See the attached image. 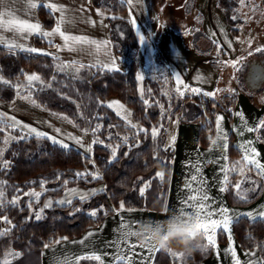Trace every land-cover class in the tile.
Wrapping results in <instances>:
<instances>
[{"label":"trees","instance_id":"obj_1","mask_svg":"<svg viewBox=\"0 0 264 264\" xmlns=\"http://www.w3.org/2000/svg\"><path fill=\"white\" fill-rule=\"evenodd\" d=\"M91 1L95 6L111 13L109 22L117 45L115 26L118 23L122 25L120 32L125 41L123 54H130L132 49H136L137 42L131 24L122 17L127 10V4L122 0ZM239 2L240 0H217V5L223 10L231 25L233 35H236L239 29L237 27L239 20L233 18ZM38 13L46 27L53 26L55 20L49 10L40 6ZM35 41L38 44L49 45L39 37H36ZM126 66L124 72L95 68V73L90 79H76L58 72L55 61L50 56L21 50L9 52L7 47L0 46V75L4 79L9 80L11 85H17L27 70H33L45 82L38 84L34 90L37 103L47 110L67 115L79 128L88 129L92 136V129L97 124L101 125L93 137L104 142L94 144L92 155L89 156L73 146L62 149L50 140L37 139L34 135L25 140L11 141L3 154V158L9 161V166L0 170V179L6 182L2 185L3 207H0V213L13 223L11 243L16 250L22 252V255L9 264H41L40 254L46 245L51 246L56 241L65 240L64 238L78 237L87 229L100 225L108 215L120 210L121 203H124V209L164 210L174 157V150L165 147L168 120L171 117H179L182 121L197 122L199 124L197 143L202 147H210L213 144L215 114L218 109H225L232 120L236 93L225 96V105L214 97L205 96L203 90L194 94L187 93L181 100L170 101L163 91V83L147 76L142 98L138 91L136 65L130 56ZM258 68L261 69L262 66ZM48 84H51V87H48ZM111 96L118 97L131 108L133 118L147 130V135L144 132L136 135L137 129L126 125L111 108L107 107L104 100ZM16 97L15 87L0 83V99L10 102ZM145 100L148 101L147 104L144 103ZM0 125L7 127L8 124ZM7 128L15 136L21 135V130ZM153 128L158 129L155 139L151 136ZM125 136L128 137L127 144L123 143L122 138ZM259 136L264 139V127L259 129ZM109 144L112 147L120 145L114 159ZM237 161H241V166L243 165V157L230 134L228 183L225 192L231 205L246 206L260 197L264 183L254 168L250 172L246 170L243 177L238 170L233 171V165ZM161 170L165 173L163 181L155 175ZM96 172H99V179H93L91 175L84 177L76 175ZM138 176L142 179L137 180ZM65 180L68 181L67 184L64 183ZM253 180L256 184L252 183ZM238 181L241 182V190L246 193V199H241L237 195L234 185ZM98 183L104 184L103 191L91 195L85 201L74 198L70 205L54 204L44 209L40 220L35 219V211L30 213L26 204L20 206L17 202L15 205L9 203L14 198L23 199L32 189L46 188L39 199V204L45 196L57 198L69 187L77 185L89 187ZM141 188H144L143 195L140 194ZM77 208L80 211H75ZM94 210L97 215L92 217L90 212ZM233 225L235 237L241 248L257 249L264 260V218L249 219L241 216ZM216 241L227 243L222 228L218 230ZM205 243L207 241L203 236V244ZM1 246L2 244L0 250ZM211 249V246L207 251L197 249L192 253H185L183 258L174 257L160 250L156 252L152 264H200L209 257Z\"/></svg>","mask_w":264,"mask_h":264},{"label":"crops","instance_id":"obj_2","mask_svg":"<svg viewBox=\"0 0 264 264\" xmlns=\"http://www.w3.org/2000/svg\"><path fill=\"white\" fill-rule=\"evenodd\" d=\"M122 1L127 4V10L122 14V17L131 24L137 42L136 49H132L128 55L119 51L120 48L113 37L109 22L111 13L104 8L95 6L91 0H32V2L37 3V8L27 13L25 11V0H19V2L12 5V9L14 14L19 18L27 19L30 23H39L44 31H52L56 27V22L60 19V12L52 13L55 21L53 26L48 28L39 15L38 8L43 6L44 3H56L63 6L66 10L65 16L67 20L61 25V30L67 35L86 37L89 41H95L96 44H78L75 48L64 47L65 42L59 34L42 38L48 43L51 40V45L36 43V37L41 38L38 34H32L26 38L15 37V41L16 43L23 44L25 47L40 49L41 51L38 54L49 53L47 56L53 59L54 57H58V59H54L56 67L62 64L64 69H66L67 65L72 64L77 67H81L82 65V70L89 67L92 69L101 68L124 72L127 68V59L130 56L136 65L138 89L140 91V88H143V90L141 89L142 92H144L145 79H142L141 86L139 82L140 66L145 64L149 66L154 65V63L160 60L169 68L167 80H171L179 87L186 88L185 86L192 85L204 92L215 93L217 91L220 80L217 64L220 61V57L214 55L216 53L215 49L219 47L223 54L222 58L227 60L229 57V45L236 43L231 31V25L228 23L223 10L217 5V0H195L194 2V6L198 10L197 16L201 15L203 18V28L206 30V33H204L211 40L208 41L206 37L202 39L205 42L202 45L203 50L193 49L190 41L185 44L179 38L184 37L181 33L176 34L168 28L169 32L163 29L161 33H157L154 29L151 8L146 0H131V4L127 0ZM187 4L190 7L189 2ZM47 10L50 11V9ZM188 12L190 13L191 10ZM7 19L9 18L4 17L5 21ZM219 27L223 29L224 37L227 38V42L225 43L217 35L218 32L216 31ZM0 35L6 41L14 39V34L11 31L0 30ZM141 36L144 37L143 41L140 39ZM0 46L7 47L6 44L2 43H0ZM235 61H239V63L233 67L234 76L236 74L239 79L242 75L238 74L241 67L239 56ZM230 65L232 66L231 63L228 66ZM156 70V67L150 68L149 74L153 72L156 76ZM261 75L264 78V72ZM261 92V86L260 88H246L244 91H236L237 97L232 120L229 119L225 109H218L216 111L214 136L216 144H212L210 147H202L197 143L199 132V124L197 122L182 121L179 117H171L168 122L172 120L176 121L177 124L173 144V166L170 174L165 209L131 208V211L129 209L119 210L108 215L100 225L87 229L82 235L65 239L44 248L40 254L41 264H66V262L67 264H100V261L87 258L93 254L101 256L103 264H117L115 260L118 253L117 241H120L119 250L126 259L128 256H131L132 264H140L141 260H147L149 255H151L152 264L156 252L149 254L147 246H141L134 237H129L127 243H125L121 239V222L125 221L135 226L137 221L146 218L160 220L165 219L171 213L179 212L180 208L184 207L181 201L192 194L185 188V184L191 181L193 175H197V180L191 181L194 190L201 187L199 183L201 179L206 182L203 188L209 200L205 203L209 206V211L217 213L212 218L220 219L219 210L221 208H227L229 210L228 215L233 218L229 225L230 231L225 232L227 243L216 241L218 230L220 229L218 228L214 235L215 247H212L209 257L204 259L200 264H234L231 252L228 251L230 247L236 252V257L240 260V264H246V261L250 259L258 260L260 264H264V260L257 249L244 250L241 248L235 237L233 225L235 220L241 216L254 219L258 217V213L261 210H264V185L260 197L246 206L231 205L226 192L220 191L221 187H225L221 181H223L225 174H227L230 134H232L233 143L242 157L246 149L250 151L251 148H255L258 154L255 158L261 164H264V139L260 138L259 130L253 132L247 131L248 127L255 128L261 120H264V100L258 102L253 97L254 94ZM221 94L222 101H219L214 96L211 97H214L218 102L225 105V96L232 94L226 93L224 89L221 91ZM15 102L13 100L7 103L0 100V113L6 114L4 117H0V120L12 123L8 118H15V113L19 111L14 104ZM10 105H13V107ZM23 110L28 113L27 117H31L30 109L24 108ZM217 117H222L219 133L217 130ZM42 132L47 133L49 136L52 134L47 126ZM248 141L252 143L249 145ZM225 143L227 144V148L223 147ZM224 157H227V159H224ZM194 165L200 168L199 174L196 173ZM222 168L225 171H222ZM185 211L191 213L192 208L185 207ZM250 212L253 213V217L245 215ZM90 232L92 233L91 236L88 235ZM229 237H231V241ZM80 241H83V243H80ZM133 244L136 245L135 248L131 247Z\"/></svg>","mask_w":264,"mask_h":264},{"label":"rangeland","instance_id":"obj_3","mask_svg":"<svg viewBox=\"0 0 264 264\" xmlns=\"http://www.w3.org/2000/svg\"><path fill=\"white\" fill-rule=\"evenodd\" d=\"M148 5L151 8L152 17L154 19V29L157 33H161L162 30H167L169 32L172 31L174 33H181L184 37H179L181 40L185 42V44L190 41L192 44L191 46L193 49H199L203 50L202 45L205 44L203 38H208V41H211L209 37L205 35V29L203 28V18L202 16H197L198 10L194 6L195 0H146ZM190 4V7H188V3ZM195 8V9H194ZM188 9V10H186ZM191 10L189 13L188 11ZM236 19L239 20V23L237 24L238 33L234 35L235 44H230V49L228 50V58L227 60H224L223 54L221 53L220 48H216L214 55L220 57V61H218V68H219V87L218 89L220 91H216L214 97H216L219 101H222V94L221 91H226V93L234 94L238 90L244 91L246 88H257L260 86L262 87L261 93H256L253 95L255 101L261 102L264 100V78L261 75L264 72V53H257L255 52V48L262 47L264 48V0H244L243 4L239 2L237 11L234 15ZM219 26V25H218ZM122 27L121 24H116L115 30L116 35L118 37V45L122 53L125 50V41L123 39V35L120 32V28ZM169 30H168V29ZM219 30V31H218ZM205 32V33H204ZM217 35L221 39L223 43L227 42V38L224 37V32L222 28L217 29ZM202 40V41H201ZM215 40V39H214ZM249 41H251V44H249ZM230 42V40H229ZM248 52H252V55H248ZM243 53V54H242ZM213 55V54H212ZM194 56V55H193ZM239 56L240 60V69L238 74H242L239 79L237 78L236 74L234 76V70L233 66H228L229 61H235ZM214 57V56H213ZM252 57V59L250 58ZM260 59V60H259ZM216 60V59H215ZM223 60V61H222ZM253 60V62H252ZM256 60V61H255ZM222 61V62H221ZM260 62V63H259ZM258 65L262 66V70L258 68ZM157 68L156 76L153 74H149L150 68ZM168 66L165 65L161 60L154 63V65H141L139 68V82L140 85L142 84V79H145L147 76H150L154 79H157L159 82L163 83V91L168 96L169 100H181L183 99L184 95L194 94L197 92H193L192 89L195 88L192 85L187 86L186 88H181L178 85L174 84L171 80L168 79ZM56 70L58 72L64 73L67 76H70L72 78L76 79H90L94 73L95 70L92 68L87 67L86 69L82 70L81 67H77L75 65H67L66 69L59 71L56 67ZM155 73V71H154ZM36 74L33 70H27L25 73V76L22 78V80L17 84L21 85L20 88H16L17 92L20 93V96L27 95L29 92L32 94V99H35L34 97V90L38 84H45L43 79L41 78V81H33L32 85L29 86L28 82L26 80L27 75ZM38 75V74H36ZM39 76V75H38ZM41 77V76H40ZM142 77V78H141ZM249 77V78H248ZM142 86V85H141ZM139 88V87H138ZM143 88H140L139 95L143 98L144 92H142ZM179 89V91H177ZM198 89V88H197ZM217 89V90H218ZM200 90V89H199ZM231 90V91H228ZM180 93H183L181 95ZM175 94V95H174ZM20 96L17 95V97L14 99L16 102L14 103L16 108L19 110L18 113L16 112V120L22 122V124L29 125L31 127L37 128L39 131H42L43 129L48 128L52 132L50 134L51 136L55 137L58 140H62L65 143L69 144L70 146H73L79 150H81L86 155H92L94 144H92V141L94 139H98L99 141H102L100 138H94L91 133L88 131L87 134L83 131L84 128H79L76 123L69 118L67 115L62 113H56L52 112L50 110H47L45 108L41 107H34L32 106L28 101L23 100L20 98ZM174 96V97H173ZM3 102L10 103L8 101H4L0 99ZM36 100V99H35ZM118 102L119 105L123 106V109H119L117 106L114 105L113 108H111L116 114L118 111L121 112V115H118L126 125L131 127V124H129V120L131 123L137 124L138 128H142L141 124H139L132 116L131 108L128 107L121 99H119L116 96L108 97L104 100V103L108 105L112 102ZM37 102V101H36ZM38 104V103H37ZM13 107V105H10ZM27 108L31 110V117H27V112L23 109ZM190 109V108H189ZM188 109V110H189ZM130 114V116L128 115ZM128 116V120H125L123 117ZM34 117V118H33ZM31 118V119H30ZM6 124H11L7 122H3ZM176 121L170 120L166 126V134H165V147L166 148H172L173 144L169 147V141L170 137L174 136L176 133ZM59 128L61 131L57 133L55 129ZM0 149H3V154L5 149L9 146L12 140L9 141V143L5 146L4 139L5 137L9 136H15L9 128L5 127L4 125H0ZM16 129L21 130L19 127H16ZM24 134H27V129L23 130ZM70 137H78L82 138V143L84 147H81L80 145L76 144L74 140H72ZM104 143V142H103ZM91 145L92 151L86 152L87 146ZM6 159L0 157V162L4 161ZM8 161V160H6ZM9 162V161H8ZM9 166V163H8ZM8 168V167H7ZM0 166L1 169H7ZM163 171V170H161ZM243 177V176H241ZM142 179L141 176L137 177V180ZM0 181H2L0 179ZM75 189L76 192H73L72 190ZM99 190L104 189L103 183H98L93 186L84 187V186H73L67 188L64 193L57 197L52 198L50 196H45L43 201L38 204L39 199L42 197L43 193L45 192L46 188L41 189H32L28 191L27 193L29 195H25L23 199L16 200L17 203L20 204H26L27 207H29V204L31 203L30 213L36 214L39 212L41 208H43L44 204L48 201H52V205L57 204L56 201L59 200H73L74 198H79V195L82 193H91L92 190ZM0 191H3L2 186H0ZM31 193H39V198L37 199L34 195H30ZM89 195L88 197H90ZM22 198V197H21ZM2 200V198H0ZM36 208V209H34ZM42 214V213H40ZM2 214L0 213V230L3 229H10L7 235L0 237V244L1 250H0V264H4L5 259H7L8 264L19 257H21L22 252L19 250H16L14 246H12V240L10 239V234L12 233V222L11 224L6 223L2 219ZM2 240V241H1ZM9 252L13 253H19L18 256H10L8 255Z\"/></svg>","mask_w":264,"mask_h":264},{"label":"snow or ice","instance_id":"obj_4","mask_svg":"<svg viewBox=\"0 0 264 264\" xmlns=\"http://www.w3.org/2000/svg\"><path fill=\"white\" fill-rule=\"evenodd\" d=\"M19 2V0H0V30L3 31H11L14 34V39L12 41H6L5 38L0 35V43L2 44H6L8 51L9 52H13L16 49H19L21 51H26L28 53H38L41 50L34 48V47H25L23 44L21 43H16L15 41V37H20V38H26L27 36H30L32 34H38L39 36H41V38H48V37H52L56 34H59V36L64 40V47H68V48H75L76 45L78 44H96L95 41H89L86 37H82V36H72V35H67L65 34L64 31L61 30V25H63L66 20L67 17L65 16V9L63 6H60L56 3H44L43 6L47 9H50L51 13H55V12H60V19L56 22V27L52 29V31H44L41 28V25L39 23H30L27 19H21L18 16H16L13 12L12 9V5H14L15 3ZM26 2V8L25 11L27 12H31L32 10L37 8V3L32 2V0H25ZM127 2L129 4H131V0H127ZM244 0H240V3L243 4ZM4 17H8L9 19H7V21L4 20ZM234 19H236V17H233ZM141 41H143L144 37L141 36L140 37ZM51 40H49V44L51 45ZM249 44H251V41H249ZM230 46V45H229ZM59 47V46H57ZM97 47H99V45H97ZM255 52L257 53H264V48L262 47H257L255 48ZM44 55H49V53H43ZM248 55H252V52H248ZM54 59H58V57H54ZM228 63H231L233 67L236 66L237 63H239V61H229ZM81 67H83L81 65ZM105 67H107V65H105ZM57 69L59 71L64 70V66L61 65H57ZM111 70V69H110ZM142 78V77H141ZM53 79H55V77H53ZM26 80L28 82V85L31 86L33 81H41V77L36 75V74H32V75H27L26 76ZM0 83H3L4 85H9L11 87H15V88H20L21 85H11L10 81L7 79H4L2 75H0ZM41 83H43V81H41ZM48 87H51V84L47 85ZM187 87V86H185ZM177 91H179V89H177ZM193 92H199L200 90L197 88H193L192 89ZM217 91H220L219 89ZM231 91V90H228ZM181 95H183V93H180ZM17 95L20 96V93L17 92ZM205 96H214L215 93H210V92H205L204 93ZM21 99L28 101L32 106L34 107H41V105L37 104L35 99H32V94L31 92H29L27 95H23L20 96ZM145 104L148 103L147 100L144 101ZM115 106H117L119 109H123L122 105H119L118 102H112L109 103L107 105V107L109 108H113ZM6 114L4 113H0V117H4ZM117 115H121V112L118 111ZM130 116V114H128ZM99 119V117H97ZM125 120H128V116H124L123 117ZM12 121L11 124L6 125L7 127L10 128H16L19 127L21 129V135L20 136H9V137H5L4 139V144L5 146L9 143L10 140H25L28 139L30 136H33L37 139H48L50 140L53 144L55 145H59L62 149H68L69 148V144L65 143L62 140H58L53 136H49L47 133L39 131L37 128L31 127L29 125L26 124H22V122L15 120L14 117H10L8 118ZM222 119V117H217V130L218 133L220 131V120ZM129 124H131V128L132 129H137V132L135 133L136 135L139 134V132H144L145 135H147V130L143 129V128H138L137 124L131 123V121H128ZM3 123V120H0V124ZM101 127V125L97 124L96 127L94 129H92V134L93 136H95L96 132L99 130V128ZM264 127V120H261L259 122V124L256 125L255 128L252 127H248L247 131L248 132H253V131H258L259 128ZM27 129V134H24L23 130ZM2 130V129H0ZM55 131L57 133H59L61 130L59 128L55 129ZM85 132V134L88 133V129H84L83 130ZM158 135V129L157 128H153L151 130V136L153 137V139H155V137ZM72 140L75 141L76 144L80 145L81 147H84L83 143H82V138H78V137H70ZM111 139V136H110ZM123 139V143L127 144L128 143V137L125 136L122 138ZM226 139V136H225ZM175 141V137L172 136L170 137V141H169V147L174 144ZM96 143H103V141H99L98 139H94L92 141V144H96ZM213 145L216 144V141L213 140L212 141ZM249 145L252 143L251 141L247 142ZM120 145H116L115 147H112L111 144L108 145V147L112 148V157L113 159L116 157V152L117 149ZM224 148H227V144L225 143L223 145ZM86 152H91L92 151V147L91 145L87 146V148L85 149ZM256 155H258L256 153L255 148H251L250 151H248L247 149L245 150V154L243 156V165L241 166L242 162L241 161H237L235 162V164L233 165V171H239V173L243 176L245 171H252L253 168L256 170V174L257 176L264 178V164H261L259 162V160H257L255 157ZM3 156V149H0V157ZM224 159H227V157H224ZM8 161L4 160L2 162H0V166H2L3 168H7L8 167ZM237 166H239L237 168ZM250 166V167H249ZM196 168V173L199 174L200 173V168L198 166H195ZM222 171H225V169L222 168ZM77 176L79 177H84L85 175H91L93 179H99V172L96 173H76ZM156 177H158L161 181L164 180L165 177V173L163 171H158L156 172ZM197 180V175H193L191 177V181H196ZM191 181L187 182L185 184V188L189 190L190 194L185 200L181 201V204L184 205V207H181L179 212L180 213H184L185 211V207H190L192 208V212L191 214L194 215L195 220H196V229L198 232H201L204 236V238L206 239L207 243L203 244L202 246V250L207 251V249L211 246V247H215V240H214V235L216 233V230L218 228H222L223 231L225 232H229V225L232 222L233 218L230 217L228 215L229 210L227 208H221L219 210V215H220V219H213L212 217L214 215H216L217 213L209 211L208 208L209 206L205 203L206 201L209 200L208 195L206 194V192L204 191L203 185L206 183L203 179H201V181L199 182L201 187L197 188V189H193L192 188V183ZM6 182L4 181H0V186L4 185ZM65 184L68 183V181H64ZM222 184L225 185V187H221L220 191L223 192L226 190V185L228 183V176L227 174H225L223 181H221ZM253 184H256V181H252ZM41 186H43V183L41 184ZM147 186V185H145ZM235 189L237 190V195L241 198V199H246V193L243 192L241 190V182L238 181L235 185H234ZM254 189H248V191H252ZM73 192H76L75 189L72 190ZM98 190H92V192L89 193H82L79 195V200L81 201H85L89 195H96ZM99 191H103V189L99 190ZM144 193V188L140 189V194L143 195ZM26 195H29L28 193H26ZM30 195H34L37 199L39 198V193H31ZM3 197V191H0V198ZM16 199L14 198L12 201H9L10 204L15 205L16 204ZM57 204L63 206L65 204H72V200H59L56 201ZM52 206V201H48L44 204L43 208H41L39 210V212L36 213L35 215V219L36 220H40L41 219V214L44 209L49 208ZM0 207H3V201L0 200ZM125 207L124 203L120 204V210H123ZM29 208H31V203L29 204ZM75 211H80L79 208H77ZM129 211H131V209H129ZM97 215V212L94 210L92 212H90V216L95 217ZM248 217H253V213H247L245 214ZM258 218H264V210H261L258 213V217H255L254 219H258ZM2 219L8 223L11 224V221L8 220L7 216H3ZM135 226L122 221L121 222V239L127 243L128 238L129 237H133L134 233L132 232V229ZM10 231V229H3L0 230V237L5 236L8 234V232ZM89 236L92 235V233L90 232L88 234ZM66 239V238H64ZM230 241H231V237H229ZM60 241H56V243H59ZM80 243H83V241H80ZM117 247H118V253L115 257V260L117 262V264H132V260H131V256H128L127 259L126 257L122 254V252L119 250V243L120 241H117ZM47 247V245H46ZM132 248H135L136 245L133 244L131 246ZM147 251L149 254H152L154 252H158L160 251L159 249L149 245L147 246ZM228 251L231 252V255L233 257V261L234 264H240V260L236 257V252L231 249V247L228 249ZM168 252L170 255L174 256V257H179V258H183L185 253L181 252V251H173V250H168L166 251ZM8 255L10 256H18L19 253H13V252H9ZM251 255V254H249ZM88 259H94L97 261H100V264H103V260L101 258V256L99 255H91L89 257H87ZM79 259V258H77ZM4 264H8L7 259H5ZM67 264V262H66ZM140 264H151V255H149L147 260H141ZM246 264H260V261L258 260H249L246 261Z\"/></svg>","mask_w":264,"mask_h":264},{"label":"clouds","instance_id":"obj_5","mask_svg":"<svg viewBox=\"0 0 264 264\" xmlns=\"http://www.w3.org/2000/svg\"><path fill=\"white\" fill-rule=\"evenodd\" d=\"M133 237L141 246L161 251L192 253L203 246V234L196 229V220L189 212L171 213L165 219L146 218L137 221Z\"/></svg>","mask_w":264,"mask_h":264}]
</instances>
